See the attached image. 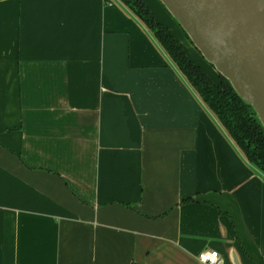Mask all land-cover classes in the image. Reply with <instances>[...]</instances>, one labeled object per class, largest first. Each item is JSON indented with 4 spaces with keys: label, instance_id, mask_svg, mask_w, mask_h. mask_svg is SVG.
<instances>
[{
    "label": "crops",
    "instance_id": "1",
    "mask_svg": "<svg viewBox=\"0 0 264 264\" xmlns=\"http://www.w3.org/2000/svg\"><path fill=\"white\" fill-rule=\"evenodd\" d=\"M204 250L264 264V175L150 31L117 0H0V264Z\"/></svg>",
    "mask_w": 264,
    "mask_h": 264
},
{
    "label": "water",
    "instance_id": "2",
    "mask_svg": "<svg viewBox=\"0 0 264 264\" xmlns=\"http://www.w3.org/2000/svg\"><path fill=\"white\" fill-rule=\"evenodd\" d=\"M264 125V0H159Z\"/></svg>",
    "mask_w": 264,
    "mask_h": 264
},
{
    "label": "trees",
    "instance_id": "3",
    "mask_svg": "<svg viewBox=\"0 0 264 264\" xmlns=\"http://www.w3.org/2000/svg\"><path fill=\"white\" fill-rule=\"evenodd\" d=\"M117 1L150 31L245 160L264 175V125L253 107L238 95L222 74L218 73L216 82L200 64L195 63L169 27L155 19L144 0Z\"/></svg>",
    "mask_w": 264,
    "mask_h": 264
},
{
    "label": "rangeland",
    "instance_id": "4",
    "mask_svg": "<svg viewBox=\"0 0 264 264\" xmlns=\"http://www.w3.org/2000/svg\"><path fill=\"white\" fill-rule=\"evenodd\" d=\"M175 23L172 25V30L176 37L182 42L187 55L197 64H200L210 75V77L218 82V70L215 68V66L211 63H209L203 55L198 51V49L194 46V44L185 36L184 32L183 35L185 36V40H182L181 38V31L179 30V24L176 20H174Z\"/></svg>",
    "mask_w": 264,
    "mask_h": 264
},
{
    "label": "built area",
    "instance_id": "5",
    "mask_svg": "<svg viewBox=\"0 0 264 264\" xmlns=\"http://www.w3.org/2000/svg\"><path fill=\"white\" fill-rule=\"evenodd\" d=\"M198 259L205 264H220L219 253L216 250H204L198 254Z\"/></svg>",
    "mask_w": 264,
    "mask_h": 264
}]
</instances>
